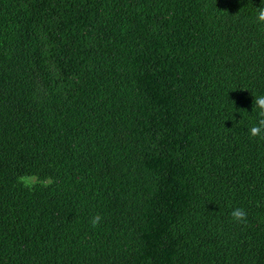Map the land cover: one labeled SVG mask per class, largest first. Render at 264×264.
Returning a JSON list of instances; mask_svg holds the SVG:
<instances>
[{"label": "trees", "instance_id": "trees-1", "mask_svg": "<svg viewBox=\"0 0 264 264\" xmlns=\"http://www.w3.org/2000/svg\"><path fill=\"white\" fill-rule=\"evenodd\" d=\"M260 4L0 0V264H264Z\"/></svg>", "mask_w": 264, "mask_h": 264}, {"label": "clouds", "instance_id": "clouds-1", "mask_svg": "<svg viewBox=\"0 0 264 264\" xmlns=\"http://www.w3.org/2000/svg\"><path fill=\"white\" fill-rule=\"evenodd\" d=\"M255 22L264 25V0H261L259 7H255ZM252 111L256 113V124L252 126L248 133L251 137H260L264 139V95L256 96L252 101ZM17 182L24 188H34L38 184L52 183L50 178L41 179L37 174H25L17 178ZM230 216L236 223L243 224L247 220V213L242 208H234ZM102 221L100 214L94 215L90 223L92 227H97Z\"/></svg>", "mask_w": 264, "mask_h": 264}]
</instances>
